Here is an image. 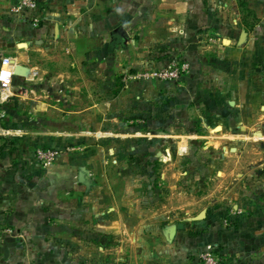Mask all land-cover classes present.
<instances>
[{"label": "rangeland", "instance_id": "1", "mask_svg": "<svg viewBox=\"0 0 264 264\" xmlns=\"http://www.w3.org/2000/svg\"><path fill=\"white\" fill-rule=\"evenodd\" d=\"M16 7L17 3L12 8L13 14L21 16ZM1 27L3 30V24ZM2 30L1 40L4 45L0 46V65L5 57L18 49L13 32ZM49 45L46 39L41 38L36 47L31 48L32 60L26 65L13 59L18 73H14L9 89L4 90L0 85V170L10 173L14 168H24L22 162L16 160L18 150L22 153V158L26 151L27 154L30 153L33 163L47 170L53 164L47 165L39 161L38 149H55L59 154L73 151L89 153L91 158L85 157L82 160H89L94 165V173L90 177L94 185L103 186L105 182L110 185L111 199L116 209L112 211L105 208L107 213L100 210L102 216L98 215L95 222L88 221L87 215L82 214V203L87 200L102 203L105 200L99 198L100 194L93 189L88 191V184L82 183L79 191L77 188L65 190L69 192L64 194L66 197L77 194L81 202L79 208L75 207L81 219L75 218L77 221H73L70 218L61 224L65 226L63 231L68 235L57 237L55 230L49 227H44V230L41 228L43 226H39L42 229L39 237L26 238L21 230L14 229L12 235L19 237L20 246L34 247V250L42 253L45 251L47 264H165L164 254L167 252L160 245L174 242V238L169 237L170 227L182 231L187 226L190 234L195 235L206 229L199 226L202 222L216 223L230 218V224L233 225L234 204L238 202V194L234 195L232 191L233 182L241 181L254 186L261 183L264 187V175L260 173V170L264 171V125L255 130L259 133L247 137V142H236L231 136L226 138L221 134V123L215 119L220 111L214 107L208 111L204 109V105L200 103L199 91L196 95H191L192 100H188L185 105L177 103L172 110L168 96L160 97L159 100L164 102L158 103L163 106L157 109L152 107V102L159 100L151 93L140 96L144 99L141 102H137V91L131 97L128 93L124 94L126 90L137 88V84L147 82L137 77L130 78L131 75H137L150 65L157 66V63L166 65L173 59L187 60L183 58L185 55L179 54L181 52L174 53L168 45L150 48L142 62L140 55L135 59L138 53L136 45L131 42L122 47L116 32L113 33L111 44L108 42L107 45L99 44L94 47L96 55L92 59H88L86 45H80L77 49L61 43L54 47ZM39 46L45 50H40ZM46 47L50 49L47 50ZM67 47H70V51ZM52 52L61 53L63 60L51 61L46 55ZM44 70H69L72 75H78L80 70L87 74L95 73L96 78L88 80L91 81V90L96 89L98 101L111 96L114 103L118 101L124 105L127 95L137 112L134 111L132 118L128 116L129 126H126V122L115 123L110 132L129 130L133 135L126 139L110 134L107 139L111 141L98 140L100 134L89 127H82L84 118L74 120L80 114L76 113L77 107H70L71 96L77 95L73 93L76 88L72 87L79 80L86 87L81 90L83 103L89 102L88 86L84 83L86 79L60 78L57 83L56 80L47 78ZM194 70L193 75L201 72L199 67L196 72ZM31 90L32 93L29 92ZM160 90L168 91L171 88L165 86L160 87ZM57 98L66 99L65 103L62 102L64 105L62 104L61 110L41 107V101L57 102ZM139 105H142L141 108L146 107L143 112ZM116 113L118 115L113 119L120 121L124 115L122 111ZM244 129L254 130L251 127ZM80 132L82 135H78ZM137 133L141 134L137 136ZM42 136L45 139L54 136V139L60 137L72 141L54 144L40 142ZM235 168H240L238 171L243 173L236 175V172L233 173ZM240 191L245 193L244 189ZM251 192L261 197V192L255 188ZM110 211L114 216L120 213L121 217L113 219L111 223L100 222L99 218ZM137 211L139 221L132 215ZM141 211L145 214L142 218L143 225L140 223ZM203 211L206 213L204 217ZM0 213L6 217L2 208ZM53 223L54 221L47 222L50 227ZM180 223L184 224V228H178ZM202 252L192 255V261L197 263ZM40 257L41 255L38 263L42 262Z\"/></svg>", "mask_w": 264, "mask_h": 264}, {"label": "crops", "instance_id": "2", "mask_svg": "<svg viewBox=\"0 0 264 264\" xmlns=\"http://www.w3.org/2000/svg\"><path fill=\"white\" fill-rule=\"evenodd\" d=\"M40 1L37 14L42 21L39 26H33L29 20L13 14L12 8L17 0H0V29L2 30L3 24V32L5 30L13 32L18 46V49L7 57H13L12 59L17 63L26 65L32 60L31 48L36 47L41 38L46 39L47 45L50 44L49 47L61 43L77 49L80 45H86L88 59H92L96 55L94 47L99 44L107 45L108 42L111 44L113 33L116 32L122 47L131 42L136 45L138 53L135 59L140 55L139 59L142 62L150 48L168 45L172 47L174 53L177 54L179 51L180 55H185L183 58L191 63V71L179 81V84L174 81L171 83L147 80L137 84V88L126 90L124 94L128 93L131 97L132 93L137 91L139 99L137 102L144 101L140 96H148L150 93L158 100L161 96H168L169 107L172 110L177 103L185 105L188 100H192L190 96L196 95L199 91L200 103L204 105V109L208 111L214 107L220 111L215 119L221 123V134L226 138L231 136L236 142L242 140L247 142V137L259 133L255 130L264 125V0ZM1 30L0 46L4 45L1 40ZM49 47H46L47 50L50 49ZM39 48L45 50L42 46ZM67 49L70 51V47ZM47 54V58L51 61L63 60L61 53ZM160 66L162 65L157 63V66L150 65L146 68ZM197 67L201 72L193 75L192 72L194 69L196 72ZM43 72L47 78L54 79L57 83L60 78L86 79L84 83L88 86L89 102L83 103L81 90L86 87L79 80L77 85L72 87L76 88L73 93L77 95L71 96L70 107H77L75 111L80 114L79 118L74 120L84 118L85 123L82 127H89L96 134H100L98 140L111 141L107 139L110 134L126 139L133 135L129 130L110 132V128L115 123L126 122L127 126L128 116L132 118L137 112V108L132 107L127 95L124 105L118 101L114 103L111 96L98 101L96 89L91 90L89 86L91 81L88 80L95 79V73L87 74L83 70L78 71V75H72L69 70ZM199 82L202 84L200 85ZM165 86L170 87L171 90H160V87ZM106 94H108L107 90ZM57 100V102L41 101L43 104L41 107L61 110L66 99L57 98ZM163 102L153 101L152 107L160 109L163 105L159 106L158 103L163 104ZM139 106L141 108L142 105ZM145 108L140 110L143 112ZM120 111L124 117L120 121L114 120L113 118L118 115L116 112ZM246 127L254 130L247 131L244 129ZM78 135H82L81 132ZM45 138L42 136L40 142L47 141L54 144L72 141L69 138L54 139V136ZM23 156L22 158L19 150L16 152V160L21 161L24 168H14L10 173L0 170V208L6 213V222L13 229L21 230L26 238L36 239L40 236L39 231L44 227L55 230L57 237L66 236L68 233L63 231L66 228L61 224L66 223L70 218L73 221H77L75 218L81 219L78 209L75 210V207L81 206L80 196L75 194L66 197L64 194L69 193L65 191L66 189L77 188L78 191L81 189L82 167L86 169L89 179L88 191L93 189L100 194L99 198L105 200L102 203L95 200L82 203V214L87 215L88 221L95 222L98 215L102 216L100 210L107 213V208L112 211L116 209L111 199L110 185L106 182L103 186L94 185L90 177V174L94 173V165L89 160L86 162L82 160L85 157L91 158L89 153L80 151L61 153L48 170L33 163L27 151ZM238 170L241 169L235 168L233 173L236 172V175L243 173ZM263 172L260 170L264 175ZM246 185L249 187H244ZM254 188L261 192V197L251 192ZM243 189L245 193L240 191ZM232 191L234 195L238 194V202L234 204L233 225L227 224L224 219L216 223L212 221L200 223L199 226H204L206 229L198 231L195 235L190 234L187 226L182 231L177 230L173 243L160 245V248L167 252L164 254L165 264H198L192 261V255L209 248L218 252L221 257L220 264H264V187L261 183L254 186L234 181ZM112 211L100 217V222L111 223L113 219L118 220V217H121L120 213L112 215ZM74 214L78 216L75 217ZM132 215L139 221V211ZM144 216V212L141 211L142 225ZM53 221V226L50 227L47 222ZM39 226H43L42 229L38 228ZM18 238L12 234L0 235V264H47L45 251L43 254L40 250L35 249V251L34 247H22ZM39 255L42 259L41 263H38Z\"/></svg>", "mask_w": 264, "mask_h": 264}, {"label": "built area", "instance_id": "3", "mask_svg": "<svg viewBox=\"0 0 264 264\" xmlns=\"http://www.w3.org/2000/svg\"><path fill=\"white\" fill-rule=\"evenodd\" d=\"M40 0H17V11L22 17L29 19L33 26H39L42 19L37 14L40 8ZM191 70V63L188 60L173 59L168 64L160 67H149L141 70L137 75H131L130 78H141L145 80H161V81H180ZM15 73V65L12 57H5L0 65V85L4 90L10 88ZM39 161L50 165L55 162L59 155V151L55 149L41 148L37 151ZM228 224V220H226ZM14 229L7 222L3 214L0 213V235L3 233L12 234ZM221 257L218 252L209 248L201 253L198 264H220Z\"/></svg>", "mask_w": 264, "mask_h": 264}, {"label": "water", "instance_id": "4", "mask_svg": "<svg viewBox=\"0 0 264 264\" xmlns=\"http://www.w3.org/2000/svg\"><path fill=\"white\" fill-rule=\"evenodd\" d=\"M15 73H18V69L15 70ZM80 181L83 182V183H86V184L89 183V179H88V176H87L86 169H84L83 167L81 168V172H80ZM205 214H206L205 211H203L202 212V216L204 217ZM178 228H184V224L180 223L178 225ZM176 231H177L176 227H170L169 230H168L169 237L173 239L175 237Z\"/></svg>", "mask_w": 264, "mask_h": 264}, {"label": "trees", "instance_id": "5", "mask_svg": "<svg viewBox=\"0 0 264 264\" xmlns=\"http://www.w3.org/2000/svg\"><path fill=\"white\" fill-rule=\"evenodd\" d=\"M226 220H228V222H229L228 224H230V221H229L230 219H227V218H226Z\"/></svg>", "mask_w": 264, "mask_h": 264}]
</instances>
